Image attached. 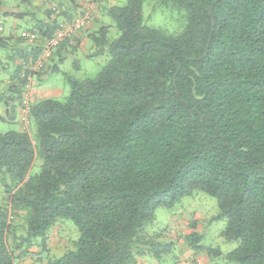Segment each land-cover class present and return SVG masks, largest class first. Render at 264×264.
<instances>
[{
	"label": "trees",
	"instance_id": "trees-1",
	"mask_svg": "<svg viewBox=\"0 0 264 264\" xmlns=\"http://www.w3.org/2000/svg\"><path fill=\"white\" fill-rule=\"evenodd\" d=\"M16 1L23 10L32 3ZM47 1L61 11L43 8L47 19H34L39 45L24 48L0 31V49L15 63L0 92L8 107L21 99L23 61L75 16L63 0ZM144 2L107 7L119 35L109 37L107 25L93 39L108 62L94 77L71 79L65 100L34 103V136L24 127L0 133V175L12 183L10 207L0 206V264H17L33 245L49 249V230L63 219L80 236L47 264L159 259L175 243L149 231L156 209L197 191L216 199L222 236L238 242L225 258L264 264V0H163L184 12L177 33L145 24ZM4 3L0 20L29 14ZM188 240L200 253L222 254L196 231Z\"/></svg>",
	"mask_w": 264,
	"mask_h": 264
},
{
	"label": "rangeland",
	"instance_id": "rangeland-1",
	"mask_svg": "<svg viewBox=\"0 0 264 264\" xmlns=\"http://www.w3.org/2000/svg\"><path fill=\"white\" fill-rule=\"evenodd\" d=\"M4 2L5 8L7 9L17 7V10L15 9L13 11L23 10L22 7L24 5L21 6L16 0H4ZM34 2L37 4L35 5ZM125 2L126 0H115L114 4L123 5ZM40 4L43 6L47 4L44 8L54 9L55 14H59L56 13V10L60 9L57 1L55 2L56 5H52L51 3L49 5L45 0H32L29 11L33 10L39 13V15L46 16L43 12L44 10H41L42 8L40 7L42 5ZM143 15L145 24L162 29L168 33L180 32L186 23L184 12L171 4L164 3L163 0H145ZM32 16L16 18L15 15H9L2 17L0 20V27L3 26L2 34L9 35L12 27L16 23L20 30V35L18 34L17 38L24 39L20 45L24 48L32 46L33 44L29 43L23 36L25 31L34 27V23L31 22L34 19ZM99 20L100 23L97 27L99 31L102 25L108 24L112 25L108 33L109 37L116 38L119 35L117 28L114 26L107 12ZM99 34L100 32L97 33V35ZM40 42L41 40L36 43ZM6 51L8 50L0 49V59L2 64L4 63L0 73V92L6 91V83L9 81L11 70L15 64L14 61H9L5 53ZM85 54H91L93 56L89 57ZM108 60V53L104 52V50L102 51L98 43L92 38L76 51H69L68 54L57 56L51 68H47L46 64L44 69L47 68V70L43 76L35 78L34 89L36 87L40 98L65 100L71 92V79H84L96 76ZM54 66H57L58 69L55 70ZM48 91L50 95L46 97ZM18 105L19 102L16 101L14 105L8 107L5 101H0V115L5 117V120L0 121V133L21 129L22 117L19 113ZM28 131L34 136L35 124L32 122V119ZM40 163L41 159H36L31 169L32 174L39 172ZM6 184L11 185V180L9 178L4 180L2 175H0V206L10 207L8 204V194L5 192ZM219 214L220 209L216 199L200 191L182 198L171 208L158 207L156 209L155 221L149 227V231L159 234L161 240L173 241L175 247L170 253L163 255L159 259L152 256L139 257L133 264H234L228 261L225 255L236 248L238 242L227 241L222 236L226 222L224 219L216 218ZM14 220L13 224L15 225L17 223L18 231L20 230L22 232L21 225L24 223L23 220ZM194 231L201 235V245H205L207 248L220 249L222 254L220 256L210 257L207 253H200L192 248L188 240V235ZM48 235V243L51 248L39 247V255L46 264L50 259L60 257L68 249L74 248V242L79 238L80 233L72 220L63 219L50 228Z\"/></svg>",
	"mask_w": 264,
	"mask_h": 264
},
{
	"label": "built area",
	"instance_id": "built-area-1",
	"mask_svg": "<svg viewBox=\"0 0 264 264\" xmlns=\"http://www.w3.org/2000/svg\"><path fill=\"white\" fill-rule=\"evenodd\" d=\"M88 5L81 11L80 14L73 16L70 20H62L52 35L46 38L42 45L41 51L36 56H29L22 63L21 78L22 95L20 99V112L22 114L23 127L29 128L31 123L33 96L32 90L35 84L36 75L43 71L49 59L54 54L55 50L60 47L65 41L71 40L77 33L83 30L89 23L94 20V13L91 5L95 0H87ZM59 12L57 11V14ZM23 36L29 43H36L40 38L38 28H31L23 33Z\"/></svg>",
	"mask_w": 264,
	"mask_h": 264
},
{
	"label": "crops",
	"instance_id": "crops-1",
	"mask_svg": "<svg viewBox=\"0 0 264 264\" xmlns=\"http://www.w3.org/2000/svg\"><path fill=\"white\" fill-rule=\"evenodd\" d=\"M95 1L96 2H94L93 5H91V9H92V11L94 13L93 22L89 23L83 30H81L79 33H77V35H75L71 40L65 41L60 47H58L55 50V52L52 55V57L49 59V61L47 63V68H51V66L55 62L57 56H61L62 54H68L69 51H76L78 48L84 46L90 39H92L94 37L95 33L97 35V33L99 32L97 27L99 26V23H100V20H99L100 17L104 16V13L106 12V9H107L108 6L115 5L114 4L115 0H95ZM45 2H50V1L45 0ZM62 2H64V4H63L64 8L65 9L68 8L70 14H72V15L80 14L81 11L88 5V1L87 0H75V1L63 0ZM36 4L37 3H35V5ZM51 4L52 5H56L55 2H51ZM40 5H42V4H40ZM49 5H50V3H49ZM45 6H47V4ZM45 6L42 5V7H40V8H42L41 9L42 11H43V8ZM29 9H30V5H28V7L25 10H23V12L25 11V12H27L29 14H25L24 16H21L19 18L28 17L29 15H33L32 17L34 19H41V18L47 19L46 16H42L41 14L39 15V13H37L36 11H33V10L29 11ZM26 10H28V11H26ZM57 11L60 13V9H57L56 13H57ZM17 17L18 16H16V18ZM34 19L31 22H34ZM107 25L108 24H104V25L101 26V28L106 27ZM0 30H3V26L0 27ZM11 30H12L11 31L12 34H14L16 36H18V34L20 35L19 26L16 25V23L14 24V26L12 27ZM37 45H39V44L37 43ZM13 48L17 49L16 46L13 47ZM85 55L89 56L91 54H85ZM21 60L22 59H20V57H17L15 59V62L17 64L18 63L20 64ZM47 68L44 69L43 71L39 72L36 75V78L43 76V74L46 72ZM54 69L57 70L58 67L54 66ZM49 95L50 94H49V91H48L47 94H46V97H49ZM32 96H33V102L34 103L36 101H38L39 98H40V96H38V92H37L36 87H35V89L33 88V90H32ZM41 99H43V98H40V100ZM18 108H19V113H20V115L22 117V114L20 112V102H19ZM22 129H23V122H22V127H21L20 130H22ZM49 245L50 244L48 243V246ZM50 248H51V246H50ZM39 254H40L39 247L37 245H33L32 248H30L29 253L23 254V256L20 258V260L18 261L17 264H46L45 261L42 260V258L40 257ZM195 258H197V257H195ZM187 264H189V263H187Z\"/></svg>",
	"mask_w": 264,
	"mask_h": 264
},
{
	"label": "water",
	"instance_id": "water-1",
	"mask_svg": "<svg viewBox=\"0 0 264 264\" xmlns=\"http://www.w3.org/2000/svg\"><path fill=\"white\" fill-rule=\"evenodd\" d=\"M211 15H212V17H213V8H211ZM208 47H209V45H208Z\"/></svg>",
	"mask_w": 264,
	"mask_h": 264
}]
</instances>
